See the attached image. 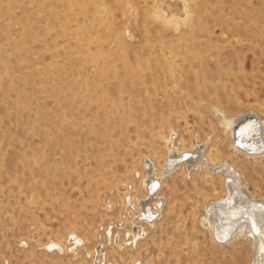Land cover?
<instances>
[{
	"label": "rangeland",
	"instance_id": "rangeland-1",
	"mask_svg": "<svg viewBox=\"0 0 264 264\" xmlns=\"http://www.w3.org/2000/svg\"><path fill=\"white\" fill-rule=\"evenodd\" d=\"M241 117L264 142V0H0V264H254L250 235L203 224L227 193L203 163L162 175L139 218L168 138L264 199L263 152L223 124Z\"/></svg>",
	"mask_w": 264,
	"mask_h": 264
},
{
	"label": "bare ground",
	"instance_id": "bare-ground-1",
	"mask_svg": "<svg viewBox=\"0 0 264 264\" xmlns=\"http://www.w3.org/2000/svg\"><path fill=\"white\" fill-rule=\"evenodd\" d=\"M223 124L233 137V149L236 154L246 156H258L262 152L264 154V142L259 139L263 123L261 124L256 117L248 120L242 117L239 119L229 118L223 121ZM255 128H257V132L253 131ZM167 143L169 155L165 159L163 171L157 175L156 166L150 165L152 171L146 177L147 193L144 202L141 204H143L142 211L146 216L145 220L149 222V228L152 227L151 223L158 214L160 215L161 211L159 206H161L163 201L162 194L160 195L162 175H169L173 170L180 168L182 163H203L212 173L224 176L227 188V193L224 197L217 198L207 205V215L202 219L203 224L209 228L217 241L221 243L227 242L233 236L238 235V233L245 232L250 235L255 246L254 264H264V199L256 198L249 192L242 180V175L238 173V169L232 164L224 162L214 163L206 155H203L205 148L198 145L190 150L182 151L176 147L172 138H168ZM162 214L163 212H161ZM137 228L133 230L135 237L133 236L132 241L142 235L140 231L144 230L142 224L137 226ZM73 235L74 243L76 244L75 250L78 251V247L83 246L84 241L75 231H73ZM49 244L52 247H57L56 249L59 251L65 250L64 246L58 244V242L51 241ZM99 251H101V247L100 249L98 248V253H100Z\"/></svg>",
	"mask_w": 264,
	"mask_h": 264
},
{
	"label": "built area",
	"instance_id": "built-area-1",
	"mask_svg": "<svg viewBox=\"0 0 264 264\" xmlns=\"http://www.w3.org/2000/svg\"><path fill=\"white\" fill-rule=\"evenodd\" d=\"M150 191H151V190H150ZM159 205H160V204H159ZM140 218H141V219H146V216L143 214V211L141 212ZM72 238H73V237H71V240H72ZM98 262H99V260L96 261V263H98Z\"/></svg>",
	"mask_w": 264,
	"mask_h": 264
}]
</instances>
